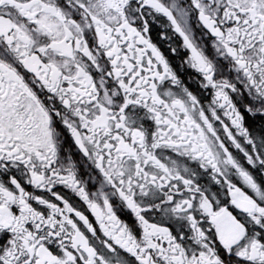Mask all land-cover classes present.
<instances>
[{
	"label": "snow or ice",
	"instance_id": "1",
	"mask_svg": "<svg viewBox=\"0 0 264 264\" xmlns=\"http://www.w3.org/2000/svg\"><path fill=\"white\" fill-rule=\"evenodd\" d=\"M0 264H264V0H0Z\"/></svg>",
	"mask_w": 264,
	"mask_h": 264
}]
</instances>
